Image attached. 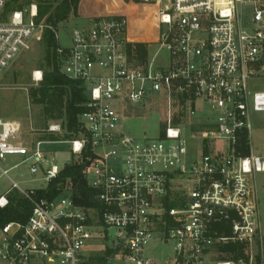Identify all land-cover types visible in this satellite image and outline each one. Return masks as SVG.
Returning a JSON list of instances; mask_svg holds the SVG:
<instances>
[{
    "label": "built area",
    "instance_id": "built-area-1",
    "mask_svg": "<svg viewBox=\"0 0 264 264\" xmlns=\"http://www.w3.org/2000/svg\"><path fill=\"white\" fill-rule=\"evenodd\" d=\"M118 1L152 9L147 37L129 39L131 14L122 10L89 18L72 29L68 47L55 49L60 73L90 93L78 136L66 142L71 157L89 154L82 174L97 207L82 211L67 192L49 198L21 189L13 169L27 164L44 188L61 169L47 160L43 141L26 145L20 123L0 119V181L9 184L0 208L11 191L31 204L25 223L0 228V264H94L97 239L115 253L108 264H264L255 183L264 157L251 154V114L264 113V93L246 90L254 67L264 68V0ZM5 8L0 0V80L46 28L35 22L33 4ZM146 13L139 11L144 22ZM134 44L147 46L145 60ZM32 80L41 82V71ZM150 97L164 101L166 126L158 139L139 142L119 130L117 108ZM173 113L183 115L177 125ZM187 135L198 143L193 158ZM8 158L17 163L5 168ZM150 243L171 251L151 257ZM226 246L241 256L229 259Z\"/></svg>",
    "mask_w": 264,
    "mask_h": 264
},
{
    "label": "rangeland",
    "instance_id": "rangeland-1",
    "mask_svg": "<svg viewBox=\"0 0 264 264\" xmlns=\"http://www.w3.org/2000/svg\"><path fill=\"white\" fill-rule=\"evenodd\" d=\"M82 1V0H81ZM96 4L98 10H106V4H112L114 7L110 9V14L119 12L121 9L120 2L118 0H97ZM95 0L92 5H95ZM118 3V4H117ZM80 5V4H79ZM96 9V7H95ZM132 17H138L139 13L128 9ZM96 13V11H94ZM139 12V11H138ZM106 14V13H104ZM107 14H109L107 12ZM85 15V14H84ZM88 15V14H87ZM94 15V14H93ZM92 16V15H90ZM79 17H81L79 15ZM76 20H68L64 24H60L56 28L57 44L60 47H68L70 44V36L73 28L89 24L87 16ZM140 17V15H139ZM146 17L147 24H138L137 20L134 22L141 28H147L149 26V18ZM150 28V27H148ZM40 34H37L33 39L32 45L29 50L25 51L17 57V59L10 65L0 80V119L3 121H15L21 125V137L23 140L26 138H37L42 134L43 125L38 116L40 108L31 104L29 93L30 89L36 88L37 85L32 80V73L35 71L43 70L38 67L42 62L44 56V50L41 43ZM153 47H150L152 50ZM166 52L161 50L159 52L158 61L161 64H165ZM253 75L246 82V90L249 94L264 93V68L260 69L259 66H255ZM117 113L120 117L119 130L126 136L134 138L139 142L153 141L161 136V132L166 126L167 116L165 103L161 98L150 97L144 102L131 106L124 104L117 108ZM81 120V118H80ZM82 121V120H81ZM180 121L179 114L173 113L171 117V124L177 125ZM251 154L258 157H264V113H252L251 114ZM51 124H58L49 123ZM48 125V126H49ZM62 134V133H61ZM57 134V137L61 139L62 135ZM56 136V135H55ZM78 136V135H77ZM74 136L72 138H75ZM62 140V139H61ZM27 145V140H24ZM188 154L190 157H194L193 152L196 150L195 139L187 135ZM44 151L47 160L55 165L57 168L62 169L66 164L71 161V158L78 159L76 156L71 157L70 146L66 140L60 142H46L40 146ZM17 163L16 158H8L4 163V167H11ZM28 165L24 164L9 172V177L17 182L23 190H39L45 187V183L40 180V176L37 175L34 180L28 173ZM90 176L88 177V179ZM255 183L257 188V197L259 205V218L262 235L264 237V172L255 174ZM9 187L6 180L0 181V195ZM1 237V232H0ZM94 250L89 249V255L101 254L104 255V250L109 246V243H105L100 239L93 241L91 244ZM154 248V249H153ZM147 254L152 256H159L160 254L170 253L169 247L153 246L151 243L147 246ZM117 263V261H115Z\"/></svg>",
    "mask_w": 264,
    "mask_h": 264
},
{
    "label": "trees",
    "instance_id": "trees-1",
    "mask_svg": "<svg viewBox=\"0 0 264 264\" xmlns=\"http://www.w3.org/2000/svg\"><path fill=\"white\" fill-rule=\"evenodd\" d=\"M94 0H6V11L21 10L28 8L30 5H35L36 15L35 22L43 24L46 28L42 31L41 43L43 46L44 56L42 62L38 67L43 70L42 80L38 83L36 88L30 89L29 98L33 105L40 108L38 114L43 125V130L35 140L39 141H63L71 139L78 135V117L84 110L86 98L83 94L82 85L70 80L62 75L57 66V58L55 49L57 43L51 28L56 30L60 24L66 23L68 20H76L79 18L103 17L110 15V9L114 7L112 4H106V10H98L96 4L92 5ZM124 3L132 2L138 3V0H122ZM113 4H116L113 2ZM80 4V5H79ZM118 4V3H117ZM122 10L132 9L133 11H140L141 9L147 11L145 14L147 18L151 19V8H144L142 6L131 5L129 7L120 3ZM96 7V9H95ZM96 11V13L94 12ZM107 12L109 14H107ZM106 13V14H104ZM85 14V15H84ZM88 14V15H87ZM94 14V15H93ZM79 15L81 17H79ZM92 15V16H90ZM151 17V18H150ZM137 20L138 24H147L141 17H129V39L147 37V31H153V24L150 28H141L134 22ZM155 36V30L153 32ZM139 57V61L145 60L147 57V46L145 44L132 45ZM180 116H183L180 114ZM57 122L62 129V137L59 139L57 134L48 133L47 127L49 123ZM162 134V132H161ZM56 135V136H55ZM88 153H83L78 159L71 158V161L66 164L59 175L51 181L46 188L35 191L36 196L55 197L67 192L71 194L74 204L77 208L84 211L87 208L97 207L94 199V191L91 190L86 183L82 174V170L88 163ZM31 212V204L24 199L16 191H11L7 194V204L0 208V228L10 222L25 223ZM226 254H231L229 259L241 256L236 246H226L221 249ZM112 249L107 248L104 255L98 256L94 260V264H108L107 259L114 255ZM93 263V262H92ZM90 263V264H92Z\"/></svg>",
    "mask_w": 264,
    "mask_h": 264
},
{
    "label": "water",
    "instance_id": "water-1",
    "mask_svg": "<svg viewBox=\"0 0 264 264\" xmlns=\"http://www.w3.org/2000/svg\"><path fill=\"white\" fill-rule=\"evenodd\" d=\"M166 28H167L166 25H162V30H166ZM84 96L88 98V97H90V93L88 91H85ZM109 234L110 235L112 234V230L109 231ZM109 264H112V263H109Z\"/></svg>",
    "mask_w": 264,
    "mask_h": 264
},
{
    "label": "crops",
    "instance_id": "crops-1",
    "mask_svg": "<svg viewBox=\"0 0 264 264\" xmlns=\"http://www.w3.org/2000/svg\"><path fill=\"white\" fill-rule=\"evenodd\" d=\"M24 140H27V143L29 144V143H31L32 141H37V140H35V138H25Z\"/></svg>",
    "mask_w": 264,
    "mask_h": 264
}]
</instances>
